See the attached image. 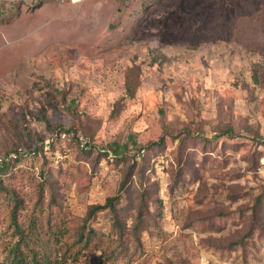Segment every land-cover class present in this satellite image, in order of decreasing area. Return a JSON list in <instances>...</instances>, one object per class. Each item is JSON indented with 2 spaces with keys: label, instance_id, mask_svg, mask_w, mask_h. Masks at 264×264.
<instances>
[{
  "label": "rangeland",
  "instance_id": "1",
  "mask_svg": "<svg viewBox=\"0 0 264 264\" xmlns=\"http://www.w3.org/2000/svg\"><path fill=\"white\" fill-rule=\"evenodd\" d=\"M34 1L0 15V152L16 143L46 151L59 128L92 136L91 153L107 156L91 184L78 192L59 178L72 218L104 203L120 170L148 157L144 186L154 194L142 246L123 240L114 264H264V204L255 222L248 209L264 187V0H155L145 9V0ZM128 83L135 88L121 100ZM124 143L127 162H117L107 149ZM54 155L65 172L71 151ZM179 156L188 171L170 191ZM22 160L2 176L0 263L1 244L15 239L9 198L22 202L24 231L34 213L40 155ZM127 203L119 209L130 227ZM109 223L99 212L91 226L107 233ZM97 255L84 257L96 264Z\"/></svg>",
  "mask_w": 264,
  "mask_h": 264
},
{
  "label": "trees",
  "instance_id": "2",
  "mask_svg": "<svg viewBox=\"0 0 264 264\" xmlns=\"http://www.w3.org/2000/svg\"><path fill=\"white\" fill-rule=\"evenodd\" d=\"M154 1L145 0L141 3V7L144 6L145 9ZM12 2L25 4L23 0H13ZM39 5L38 2L29 4L28 7L34 8ZM134 88L133 84L131 88V84L128 83L127 88L124 90V97L121 100L129 98ZM62 102H65V99ZM71 103H73V99H71ZM39 120L44 122L49 130L51 129L49 122L43 115ZM55 130L56 136L52 138L48 150L44 151L42 144L33 149L35 152L33 158L40 155L39 183L34 186L35 193L32 205L34 213L29 220L27 231L21 229L16 223L17 210L22 202L18 201L16 196L9 198L13 204L10 207L9 223L15 227L12 233L15 239L1 244L4 256L0 264H90L84 257L89 252L94 255L98 254L95 257L96 264H114L127 252L123 246V240L128 239L127 241L134 245L136 249L142 246L140 236L145 229L143 219L151 214V211L145 205V201L151 200L154 194L149 187L144 186L146 180L145 170L147 169L146 159L148 157L143 156L139 162H133L120 170V179L116 191L112 196L106 197L104 203L90 204L87 206L83 217L72 218L64 207L65 190L69 184H74V189L82 192L86 186L90 185L93 176L97 173L98 160L101 157H106L107 153L93 155L91 153L93 150L82 151L75 138L69 140L60 138V133L71 130L76 132V129L59 128ZM229 131L227 130V132ZM187 133L188 131H185L179 145L184 144V139L188 136ZM83 134L93 140L92 136L85 132ZM174 139L179 140L180 138L175 136ZM129 144L135 148L134 142L130 141ZM20 145L21 143L13 144L8 149L0 152V155L15 151L18 147H22ZM159 145L160 143L156 146ZM262 145L264 146V141H262ZM127 146L128 143L122 145L112 144L107 151L115 157L117 162L124 161L126 163ZM90 149H93L92 145ZM69 150L72 158H63L65 172H62L61 169H56L54 164L56 163V155L54 154L59 152L62 155L64 151ZM183 160L182 156L178 157L177 169L169 187L170 191L177 188L184 172L187 170V167L183 166ZM19 161L27 160L19 158L0 166V190H4V187H6L3 184L2 176L12 172ZM61 175L66 178L68 185L60 181ZM193 176H195V173ZM133 177H135L136 182L133 181ZM136 184H138V187ZM44 196L47 198L45 202H43ZM125 199L128 203L124 210L128 211L130 215V227L127 226L126 219L119 209ZM263 199L264 187L261 194L255 197L253 204L248 208L254 222L259 207L264 204ZM99 212H105L108 215L110 223L107 233H102L91 226V223L96 221ZM39 214L42 215V221L38 218ZM187 227L188 225H185L181 228ZM250 234V231L247 232L238 241L232 243L231 247L235 248L240 245L241 242L249 238ZM126 264H132L131 260L129 259Z\"/></svg>",
  "mask_w": 264,
  "mask_h": 264
},
{
  "label": "built area",
  "instance_id": "3",
  "mask_svg": "<svg viewBox=\"0 0 264 264\" xmlns=\"http://www.w3.org/2000/svg\"><path fill=\"white\" fill-rule=\"evenodd\" d=\"M25 2L26 5H29L33 2H35L34 0H23ZM53 3L62 5L65 4L66 2L70 1L71 3H74L75 0H50ZM79 1V0H76ZM75 1V2H76ZM60 138L62 140H69L70 138H75L79 148L82 151H88L90 150L91 147V143L89 142V140L82 134L74 132L72 131H64L62 133H60ZM35 155V152L33 150H28L25 151V149L23 147H18L15 151L9 152L5 155H0V166L6 164V163H11L19 158L21 159H31L33 158Z\"/></svg>",
  "mask_w": 264,
  "mask_h": 264
},
{
  "label": "crops",
  "instance_id": "4",
  "mask_svg": "<svg viewBox=\"0 0 264 264\" xmlns=\"http://www.w3.org/2000/svg\"><path fill=\"white\" fill-rule=\"evenodd\" d=\"M12 2V0H9V1H3L1 0L0 1V15H2L4 12H5V9H6V6L8 4H10ZM2 16H0L1 18ZM1 20V19H0Z\"/></svg>",
  "mask_w": 264,
  "mask_h": 264
},
{
  "label": "bare ground",
  "instance_id": "5",
  "mask_svg": "<svg viewBox=\"0 0 264 264\" xmlns=\"http://www.w3.org/2000/svg\"><path fill=\"white\" fill-rule=\"evenodd\" d=\"M75 1H76V0H75ZM75 1H74V2H75Z\"/></svg>",
  "mask_w": 264,
  "mask_h": 264
},
{
  "label": "clouds",
  "instance_id": "6",
  "mask_svg": "<svg viewBox=\"0 0 264 264\" xmlns=\"http://www.w3.org/2000/svg\"><path fill=\"white\" fill-rule=\"evenodd\" d=\"M13 1V0H12Z\"/></svg>",
  "mask_w": 264,
  "mask_h": 264
}]
</instances>
